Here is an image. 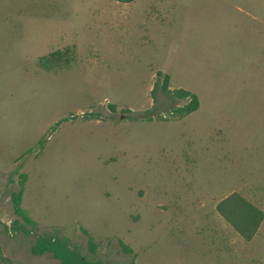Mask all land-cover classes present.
<instances>
[{"label":"rangeland","instance_id":"374dc122","mask_svg":"<svg viewBox=\"0 0 264 264\" xmlns=\"http://www.w3.org/2000/svg\"><path fill=\"white\" fill-rule=\"evenodd\" d=\"M67 47L71 67L37 66ZM158 71L200 108L172 116L185 101L152 98ZM20 173L32 231L13 226ZM233 192L264 211V0H0L9 264H59L32 254L42 233L103 264H264V221L245 241L216 211Z\"/></svg>","mask_w":264,"mask_h":264},{"label":"trees","instance_id":"16d2710c","mask_svg":"<svg viewBox=\"0 0 264 264\" xmlns=\"http://www.w3.org/2000/svg\"><path fill=\"white\" fill-rule=\"evenodd\" d=\"M121 4H128L133 0H115ZM76 52L74 47H67L63 50H55L47 55L37 59V66L47 72L56 71L58 69L69 68L75 60ZM171 78L168 74L161 71L157 72V80L151 91L152 98L156 99L158 90H162L167 96L174 100L185 101L183 105H178L171 110V115L175 118L182 119L200 108V99L198 95L190 90L182 88L171 89ZM67 119H63L65 121ZM59 121V122H62ZM57 122V124H59ZM42 144V142H39ZM27 174L20 173L18 179V190L12 192L11 201L14 214L21 220L18 224L14 222L13 226L29 227V231L36 230L37 223L27 214L22 206L23 196ZM216 206L217 213L225 220V222L245 241H251L258 233L263 221L264 211L243 196L241 193L233 192L220 200ZM14 228V227H13ZM87 236V248L92 256L98 253V244L89 232L82 229ZM121 249L126 254H133V250L119 242ZM31 252L35 256L50 255L57 260L59 264H103L99 260L87 259L81 257L78 247L72 243L67 236H59L58 234L42 233L36 236ZM0 262L1 264H9V260L3 256L2 247L0 245Z\"/></svg>","mask_w":264,"mask_h":264}]
</instances>
